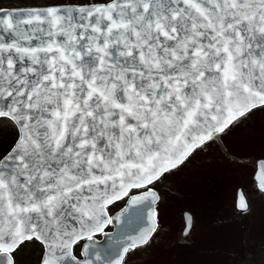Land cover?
<instances>
[{"label": "snow or ice", "instance_id": "snow-or-ice-1", "mask_svg": "<svg viewBox=\"0 0 264 264\" xmlns=\"http://www.w3.org/2000/svg\"><path fill=\"white\" fill-rule=\"evenodd\" d=\"M256 108L264 0L0 8V121L16 129L0 149V264H17L31 243L37 264H100L75 246L113 223L108 206L155 203V182ZM256 178L264 192V163ZM148 218L108 264L148 242L157 212Z\"/></svg>", "mask_w": 264, "mask_h": 264}, {"label": "rangeland", "instance_id": "rangeland-1", "mask_svg": "<svg viewBox=\"0 0 264 264\" xmlns=\"http://www.w3.org/2000/svg\"><path fill=\"white\" fill-rule=\"evenodd\" d=\"M4 1L46 5L0 0V7ZM15 136L11 122L0 121V149L8 148ZM263 157L264 108H258L154 184L160 195L158 230L145 246L130 251L124 264H264V195L252 178L254 161ZM238 187L249 202L242 214L234 205ZM181 208L193 216L185 237ZM39 250L38 243L28 244L17 254V264H37Z\"/></svg>", "mask_w": 264, "mask_h": 264}, {"label": "water", "instance_id": "water-1", "mask_svg": "<svg viewBox=\"0 0 264 264\" xmlns=\"http://www.w3.org/2000/svg\"><path fill=\"white\" fill-rule=\"evenodd\" d=\"M56 5H59V4H56ZM46 6H51V5L21 6V7H10V8L3 7V9L5 11L15 13L17 11H26V10H29L32 8H37V7L43 8ZM25 27H27V26H25ZM255 163H256V172L254 175V179H255L256 185L258 187V180L256 177H257V173L259 172L260 165L262 163H264V158L257 160ZM143 191L133 193L130 196L139 195ZM153 191H155V190L153 189ZM156 194H157V192H156ZM157 196H158V194H157ZM241 197L244 198V201L247 204L246 199H245L244 195L242 194V190L238 189L236 192V197H235V206H236V209L240 212L245 211L247 209V208L241 209L239 207ZM158 199H159V196H158ZM128 200H129V197L126 198L124 205L120 209H118L117 211H115L111 215L108 214L109 217L113 219V223L110 224L111 230L105 231L104 233H102V236L100 239H97L94 237L93 242H89V241L85 240L84 243L82 244L81 249L85 245H88L90 252L94 253L91 256V259L93 261H95L96 257L99 256L100 257V264H108V261L110 259L118 258L117 253L122 252V247L130 244L132 242V240L138 239L140 237L141 233H143L145 231V229L150 226L148 213H149V211H151L153 209L156 211V205H157L158 200L155 203H151L150 201H145V202H142L141 204H138L135 206H130L128 203ZM111 205H109V206H111ZM182 216H183L184 226L182 228L181 235L186 236L189 233L191 226H192V215L190 212L183 210ZM117 217H119V219H116ZM189 217L191 218V226H190V228H187V234H185V229L187 227ZM152 234L150 235L149 239L151 238ZM141 245H143V244H141ZM125 255L126 254H124V257H125ZM80 258L84 259L83 256H81Z\"/></svg>", "mask_w": 264, "mask_h": 264}, {"label": "trees", "instance_id": "trees-1", "mask_svg": "<svg viewBox=\"0 0 264 264\" xmlns=\"http://www.w3.org/2000/svg\"><path fill=\"white\" fill-rule=\"evenodd\" d=\"M43 4H55L56 2L65 3V0H41ZM4 6H13L15 3H7L6 1Z\"/></svg>", "mask_w": 264, "mask_h": 264}, {"label": "flooded vegetation", "instance_id": "flooded-vegetation-1", "mask_svg": "<svg viewBox=\"0 0 264 264\" xmlns=\"http://www.w3.org/2000/svg\"><path fill=\"white\" fill-rule=\"evenodd\" d=\"M260 195H264V194L261 193ZM118 204H122V202H120V203H118ZM80 246H81V243H79V244L76 245V247H75V252H76L77 255H78V252H79Z\"/></svg>", "mask_w": 264, "mask_h": 264}, {"label": "bare ground", "instance_id": "bare-ground-1", "mask_svg": "<svg viewBox=\"0 0 264 264\" xmlns=\"http://www.w3.org/2000/svg\"><path fill=\"white\" fill-rule=\"evenodd\" d=\"M183 164H184V163H183ZM183 164H182V165H183ZM182 165H180V166H182Z\"/></svg>", "mask_w": 264, "mask_h": 264}]
</instances>
